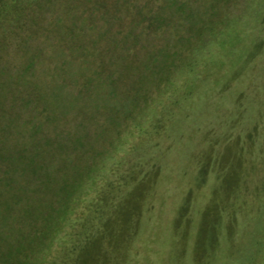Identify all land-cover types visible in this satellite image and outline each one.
Returning a JSON list of instances; mask_svg holds the SVG:
<instances>
[{"label":"rangeland","instance_id":"obj_1","mask_svg":"<svg viewBox=\"0 0 264 264\" xmlns=\"http://www.w3.org/2000/svg\"><path fill=\"white\" fill-rule=\"evenodd\" d=\"M31 2L1 40L0 264L72 261L90 224L80 264H264V0Z\"/></svg>","mask_w":264,"mask_h":264},{"label":"trees","instance_id":"obj_2","mask_svg":"<svg viewBox=\"0 0 264 264\" xmlns=\"http://www.w3.org/2000/svg\"><path fill=\"white\" fill-rule=\"evenodd\" d=\"M30 1H36V0H0V52L2 51V45L1 44V40H4V38L6 37L9 28L13 25V23L11 22V20H15L18 18H21L23 16H21L22 11H20L22 9V6ZM31 2V4H32ZM21 6V7H20ZM20 8V9H19ZM70 32L71 29L69 30ZM74 34V33H73ZM79 38L83 39V37L78 36ZM5 46V45H3ZM6 47V46H5ZM1 62V60H0ZM0 72L2 74V76H4V78L1 76L0 77V82L1 83V89L0 92L3 88H5L7 86V73H8V69H6L4 66L1 65L0 63ZM114 84V82H113ZM3 105V103H2ZM1 105V107H2ZM15 136L19 135V132L23 133V131H21L20 127L15 126L14 130H13ZM34 134V133H33ZM34 149H36V146L34 147ZM37 149H40L39 146L37 145ZM21 155V154H20ZM22 156V155H21ZM24 156H22V159ZM32 160V157L30 159V161ZM17 169L13 170H7L6 174H8V177L6 178V180L8 182L11 181V173H16ZM13 178H15V175H13ZM51 186V182L48 184ZM84 231L81 235V239L80 236L77 235L71 245L69 246V252L67 253L68 256L72 259V261H67L65 264H80L81 263V257L82 254L84 253L85 250H87L88 247H90L93 243H91V239L93 238H98L99 235V231H100V225L99 224H90V225H85L84 226ZM72 234V233H71ZM70 234V235H71ZM71 240H73V234L71 235ZM7 260V259H6ZM25 264H32L30 261L25 263Z\"/></svg>","mask_w":264,"mask_h":264}]
</instances>
